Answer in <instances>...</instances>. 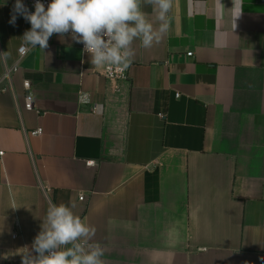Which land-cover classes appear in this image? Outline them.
<instances>
[{
	"label": "crops",
	"instance_id": "obj_1",
	"mask_svg": "<svg viewBox=\"0 0 264 264\" xmlns=\"http://www.w3.org/2000/svg\"><path fill=\"white\" fill-rule=\"evenodd\" d=\"M14 4L0 0V78L17 66L0 84V264H21L50 202L95 227L105 264H264V0H173L121 92L70 35L20 59L31 25L9 23Z\"/></svg>",
	"mask_w": 264,
	"mask_h": 264
},
{
	"label": "clouds",
	"instance_id": "obj_2",
	"mask_svg": "<svg viewBox=\"0 0 264 264\" xmlns=\"http://www.w3.org/2000/svg\"><path fill=\"white\" fill-rule=\"evenodd\" d=\"M172 8L173 0H51L47 7L36 0L33 12L15 0L9 23L14 26L18 15L30 23L22 36L26 46L46 49L54 34L70 35L83 44L93 67L124 71L134 62L136 41L144 49L161 42ZM74 207L49 203L31 247L17 253L21 264H105V250L94 241L95 227L76 215Z\"/></svg>",
	"mask_w": 264,
	"mask_h": 264
},
{
	"label": "built area",
	"instance_id": "obj_3",
	"mask_svg": "<svg viewBox=\"0 0 264 264\" xmlns=\"http://www.w3.org/2000/svg\"><path fill=\"white\" fill-rule=\"evenodd\" d=\"M36 0H27V8L29 9V11H33L34 12V5H35ZM42 3L45 4V6L47 7V5L51 2V0H41ZM58 36L57 34H54L49 41ZM48 41V42H49ZM82 49H83V44H82ZM29 47L26 45H23L22 47H20L19 49V55H20V59H22L27 53H28ZM87 54V53H85ZM189 56L193 55V52H189L188 53ZM17 69V66H13V67H6L5 73L3 75L2 78H0V84L3 81H11L12 78V74L13 72ZM113 86L114 90L116 92H121L123 87V83L127 82L129 80V69L124 70V71H120L117 67L115 66H103L102 70L100 72ZM24 87L27 90V95L25 98V106L27 109L31 110L34 108V95L31 92V83L30 81H25L24 82ZM7 88H1L0 90H6ZM179 96V94L177 95ZM81 99L82 102L87 100V96L84 94L81 95ZM43 133V129L42 128H37L33 131H31L32 135H40ZM0 155H4L3 151H0ZM93 164V162H90ZM80 199H84V196L82 195L80 197ZM16 236V235H15Z\"/></svg>",
	"mask_w": 264,
	"mask_h": 264
}]
</instances>
